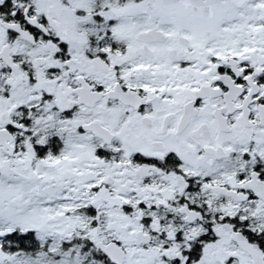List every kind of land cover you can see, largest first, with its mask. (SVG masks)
Returning a JSON list of instances; mask_svg holds the SVG:
<instances>
[{"label":"snow or ice","instance_id":"6c2138e0","mask_svg":"<svg viewBox=\"0 0 264 264\" xmlns=\"http://www.w3.org/2000/svg\"><path fill=\"white\" fill-rule=\"evenodd\" d=\"M0 264H264V0H0Z\"/></svg>","mask_w":264,"mask_h":264}]
</instances>
